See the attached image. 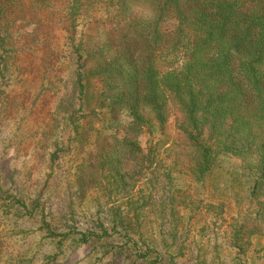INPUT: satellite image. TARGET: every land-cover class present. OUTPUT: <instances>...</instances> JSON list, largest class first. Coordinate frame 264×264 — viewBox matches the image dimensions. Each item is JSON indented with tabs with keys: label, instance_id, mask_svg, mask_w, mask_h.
Returning <instances> with one entry per match:
<instances>
[{
	"label": "trees",
	"instance_id": "trees-1",
	"mask_svg": "<svg viewBox=\"0 0 264 264\" xmlns=\"http://www.w3.org/2000/svg\"><path fill=\"white\" fill-rule=\"evenodd\" d=\"M91 19L99 23L94 35L85 29ZM55 32L65 39L64 49L56 48L65 55L59 66L50 62L58 55L50 43ZM0 59L20 75L41 70L56 85L54 96L70 86L65 111L56 118L74 136L98 123V113L108 117L107 126L127 113L128 123L113 134H129L127 150L141 171L165 169L162 144L169 151L162 157L173 147L187 151L189 163L179 175L196 187L223 155L235 158L251 176L248 218L229 227L237 246L245 223L264 217V0H0ZM68 59L76 63L63 72ZM146 133L161 139H148L142 148L138 138ZM170 133L174 139L167 142L162 136ZM188 199L200 208L198 198ZM133 204L111 218L110 230L140 227ZM190 220L182 221L178 236ZM69 232L80 243L90 234ZM164 254L157 250L155 256L172 264Z\"/></svg>",
	"mask_w": 264,
	"mask_h": 264
},
{
	"label": "rangeland",
	"instance_id": "rangeland-1",
	"mask_svg": "<svg viewBox=\"0 0 264 264\" xmlns=\"http://www.w3.org/2000/svg\"><path fill=\"white\" fill-rule=\"evenodd\" d=\"M90 22L85 29L94 35L99 23ZM52 35L58 55L50 62L59 66L65 39L61 32ZM75 63L68 59L61 70ZM2 65L0 59V264L166 263L159 262L157 250L172 264H264V217L248 220L238 246L232 243L230 225L245 221L251 210L245 197L251 176L235 158L223 155L196 187L179 175L189 163L187 151L173 147L162 157L168 147L162 144L165 169L141 171L127 150L129 134L119 128L113 134L128 123L127 113L112 126L98 113V123L82 126L83 134L74 136L56 118L65 111L69 85L54 96L56 85L41 70L21 68L20 75L17 67ZM166 126L172 131L170 118ZM162 138L169 142L174 136ZM148 139L161 137L146 133L139 145ZM188 196L198 198L200 208ZM130 203L140 227L129 223L110 230L111 218L124 216ZM183 220L192 226L178 236ZM72 228L90 233L85 243Z\"/></svg>",
	"mask_w": 264,
	"mask_h": 264
}]
</instances>
